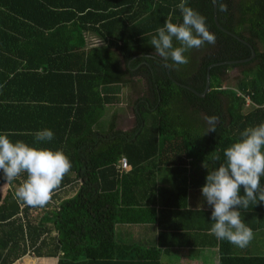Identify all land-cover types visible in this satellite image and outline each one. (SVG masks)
Here are the masks:
<instances>
[{"label":"trees","instance_id":"16d2710c","mask_svg":"<svg viewBox=\"0 0 264 264\" xmlns=\"http://www.w3.org/2000/svg\"><path fill=\"white\" fill-rule=\"evenodd\" d=\"M180 3L0 0V134L63 150L72 163L43 207L16 197L26 173L0 193V264L25 255L54 257L56 264H161L155 249L143 247L146 259H140L141 245L118 239L121 208L157 204L164 189L157 185L159 167L175 166L183 173L181 182L202 188L207 174L225 162L224 150L246 128L264 123V0H223L227 11H216L220 29L212 0H186L216 38L186 51L187 64L160 57L150 42L169 16L182 22ZM173 46H180L175 39ZM252 50L249 61L221 64L249 59ZM211 65L209 90L200 97ZM234 68L241 76L234 86L224 85ZM136 77L150 91L136 102L135 128L116 129L112 114L100 129L105 106L119 99L115 86ZM213 115L219 117L216 131L208 132L204 117ZM43 129L54 133L51 141L35 139ZM121 158L129 171H118ZM3 182L0 173V186ZM11 197L19 212L8 210ZM240 212L253 216L244 223L255 238L264 235V203ZM229 251L219 246L218 264H264V255Z\"/></svg>","mask_w":264,"mask_h":264},{"label":"clouds","instance_id":"9594fccd","mask_svg":"<svg viewBox=\"0 0 264 264\" xmlns=\"http://www.w3.org/2000/svg\"><path fill=\"white\" fill-rule=\"evenodd\" d=\"M213 3L218 12L227 11L223 0H213ZM177 7L182 22L173 23L169 16L150 42L160 57L171 58L176 64H187L186 51L200 48L205 43L214 44L216 38L208 30L206 18L186 6V0H181ZM173 39L180 46L174 47ZM204 119L209 126L208 132H215L219 117L205 116ZM34 135L37 141L54 138L49 129L37 131ZM223 155L225 162L207 174L201 193L212 209L211 221L214 223L211 233L244 248L251 242L253 232L241 220L240 209L264 203V186L261 185V177H264V123L246 128ZM71 168L72 163L63 150L32 147L23 141L12 142L8 134H0V173L5 184L26 173V179L17 187L15 195L27 206H45ZM241 188L243 195L240 194Z\"/></svg>","mask_w":264,"mask_h":264},{"label":"crops","instance_id":"0c3cea01","mask_svg":"<svg viewBox=\"0 0 264 264\" xmlns=\"http://www.w3.org/2000/svg\"><path fill=\"white\" fill-rule=\"evenodd\" d=\"M131 81L126 86H115L114 93L119 99L115 104L105 106L104 115L98 125L100 129L107 128L112 114L116 118V129L130 132L135 128L136 117L139 113L136 109V102L143 96L149 98L150 90L148 87L145 89L142 87L145 81L139 82V77ZM138 86L141 90L134 92L133 89L135 87L137 89ZM125 89L131 90V94L125 99L127 102L130 100L132 105H130L131 118L123 121L118 106L122 104L121 96L125 93L123 92ZM122 123H127L130 127L122 129L123 127L120 126ZM179 172L180 170L175 166L157 169V185L164 189L156 198L155 206L121 208V215L115 223V233L118 239L123 242V239L129 238L137 246L141 245L142 251H137L143 257L140 259H146L143 247L155 249L158 254L157 259L161 264H218L220 245L229 249V252L233 254L264 255V235L255 238L253 234L251 242L244 248L237 247L227 240L213 239L209 230L213 222L210 215L212 209L203 199L201 187L191 188L188 181L181 182L183 173ZM181 184L186 187L185 191L178 192L175 187ZM8 189H10V184H5L4 181L0 186L1 195L4 196ZM251 216L247 212H241L243 222L251 223L253 221V216ZM32 263L56 264L57 258H37L33 255H25L13 264Z\"/></svg>","mask_w":264,"mask_h":264},{"label":"rangeland","instance_id":"374dc122","mask_svg":"<svg viewBox=\"0 0 264 264\" xmlns=\"http://www.w3.org/2000/svg\"><path fill=\"white\" fill-rule=\"evenodd\" d=\"M94 39H96V38H94ZM94 39H93V41H94ZM240 76H241V70L239 68L232 69L231 71L228 72L227 79L224 82V85L234 86L236 79H238ZM142 87L145 89L146 88L145 84H143ZM123 92H125V93L121 96L123 98L122 102H121L122 104H120L118 107H119V111L122 113V116H121V117H123L122 120L126 121V120H128V118H131V107H130V105H132V103L130 100H128V102H127L125 97H128V95L131 94V90L125 89V90H123ZM244 111H246V110L244 109ZM120 126L123 127L122 129H126L127 127H130L129 125H127V123H124V124L122 123V124H120ZM3 194H4V191H3Z\"/></svg>","mask_w":264,"mask_h":264},{"label":"water","instance_id":"95a60500","mask_svg":"<svg viewBox=\"0 0 264 264\" xmlns=\"http://www.w3.org/2000/svg\"><path fill=\"white\" fill-rule=\"evenodd\" d=\"M212 2H213V0H212ZM216 11H217V7L213 3V21H214V24L220 29L221 27L219 26V24L217 22ZM253 58H254V51L252 50L251 56H250L249 59L241 60V61L224 62V63H221V64L234 65V64H238V63H243V62L249 61L250 59H253ZM212 66L213 65L208 67L207 74H206V82H205L204 92L201 95H199L200 97H203L205 95V93H207V91L209 90V70H210V68ZM7 206H8V210L9 211H13V212H19L20 211V206H19L18 202L16 201V199L14 197H11V198L8 199Z\"/></svg>","mask_w":264,"mask_h":264},{"label":"built area","instance_id":"2783aa9c","mask_svg":"<svg viewBox=\"0 0 264 264\" xmlns=\"http://www.w3.org/2000/svg\"><path fill=\"white\" fill-rule=\"evenodd\" d=\"M250 104L249 100H246V106H248ZM130 168V166L127 164L126 160L124 158H121L118 161V166L117 169L118 171H128Z\"/></svg>","mask_w":264,"mask_h":264}]
</instances>
